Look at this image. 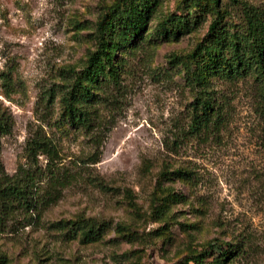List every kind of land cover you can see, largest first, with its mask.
<instances>
[{"label": "rangeland", "instance_id": "374dc122", "mask_svg": "<svg viewBox=\"0 0 264 264\" xmlns=\"http://www.w3.org/2000/svg\"><path fill=\"white\" fill-rule=\"evenodd\" d=\"M114 2L0 0V264H178L218 241L240 245L227 264H264V112L252 80L215 83L222 121L192 129L200 88L181 60L213 39L215 10L158 0L117 55L118 85L106 73L90 84L96 138L61 117L101 4ZM247 7L264 0H219L215 33L243 36ZM167 19L188 27L162 33ZM80 220L104 228L84 242Z\"/></svg>", "mask_w": 264, "mask_h": 264}, {"label": "trees", "instance_id": "16d2710c", "mask_svg": "<svg viewBox=\"0 0 264 264\" xmlns=\"http://www.w3.org/2000/svg\"><path fill=\"white\" fill-rule=\"evenodd\" d=\"M190 1L194 10L188 13L209 7L216 11V18L206 33L209 37L213 34V39L199 42L181 60L187 76L200 88L191 105L192 129L208 131L222 121L220 101L214 89L218 82L236 84L251 79L264 112V8H245L246 33L241 37L232 36L227 41L215 33L219 26V0ZM157 6L158 0H115L110 5L101 4L102 10L94 27L95 49L88 56L83 70L74 73L71 86L60 97L61 117L80 126L92 139L96 138L94 131L98 119L97 111L87 104L91 95L90 84L106 73L109 83L118 85L120 69L116 62L117 55L140 37ZM157 27L162 33L178 35L187 29L188 23L167 19ZM180 173V170L175 171V174ZM54 182L59 183L57 178ZM79 223L83 229L81 235L84 242L97 237L104 228L103 223L96 224L89 220H80ZM240 253L238 243L210 242L178 264H227Z\"/></svg>", "mask_w": 264, "mask_h": 264}]
</instances>
